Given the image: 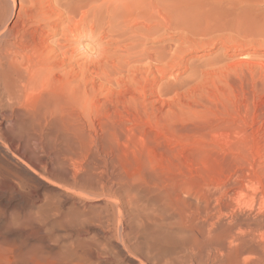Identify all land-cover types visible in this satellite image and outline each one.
I'll use <instances>...</instances> for the list:
<instances>
[{
    "label": "rangeland",
    "instance_id": "rangeland-1",
    "mask_svg": "<svg viewBox=\"0 0 264 264\" xmlns=\"http://www.w3.org/2000/svg\"><path fill=\"white\" fill-rule=\"evenodd\" d=\"M252 2L254 4L253 0H139V23H141L139 24V37L142 38V43L139 41V48L134 49H138V53L134 50L132 52L134 55L139 56L135 57L137 58V61L139 59V62L136 63L135 61V63H131L129 65L131 69L130 73H126L127 75L124 76H117L116 74H114L113 70L110 68V66H108V64H100L103 70L106 71L108 69L109 71H104V73H112L113 75H111L114 77V80L116 79V82H118L119 85L115 82V84L112 83L113 85L111 84V86L108 85L106 87L105 85V88L99 89V82L94 83L96 84L95 86L93 85L94 88H97H93L94 90L89 89V91L91 90V93L93 91L94 92L92 93V95L90 94L91 96L89 95L90 102L87 103L88 105L86 104V109H84L85 106H83L84 111L82 107L77 109L78 106H74L75 108L73 107L75 110L74 114V110H72L73 108L71 109L73 111L72 113H70L71 110L68 111V109H70L71 107H67V114L65 112L66 108L64 109L65 111L61 110L62 112L64 111V114L62 113L61 115L62 117L63 115H65V118L67 116L70 117L71 115L73 116L77 114L72 117H76V124L79 120L77 125H73L75 127H78H76L77 130L73 126H65L67 127L65 129L64 125H62L64 122V118H61L63 120H61L62 123L60 122V119H58L59 117H61L60 114H58L59 112L57 113L55 112L56 109L48 107L49 104L43 103V105L41 103V100L44 99L42 96H47V94L49 93H45L43 95L39 93L40 99L37 94L35 95L38 99L33 95V97L35 98V103L34 101H32L34 99H31L33 97L29 96L30 99L28 97L27 99L25 98L24 101L22 100L23 102L21 101L20 103L14 105V108L13 106H11L9 110L13 108L12 111H9L6 105H2L0 107L2 108L3 106H6L5 108H2V113L4 112L5 114H8L4 116L5 118L9 116L10 112H12V115L10 114L12 118L11 116L7 117L5 121L6 124H3L1 122L2 124L0 123V129L2 128L3 131L5 129H8L9 124L13 121V123L10 124L9 127V129H12H8V132L10 131V133L12 134L15 133V135H11L10 133L8 134L7 130H5V133H7L6 136L2 129L0 130V147H5L4 149L7 152L10 151V156H7L9 155V152L7 153L4 149L0 152V175L4 173V175H6V173H10L12 170L15 173L17 172L16 174H18L19 176L24 175L25 173L26 174L24 176H26L27 174L29 175L30 172L31 175H29V177L28 175L26 176V178H24V176H21L22 188L25 186L24 188L27 192H30L31 190L41 198L43 195L47 193L49 194H47L49 197L46 195L43 196L44 199H40V202L38 201L37 204H45V208H48V206L51 207L52 205V203L50 205V202H55L57 204L60 200V205L58 206L62 208V205L64 208V210L62 209V216H65V219L69 218V221L71 219L70 214L72 213L75 217H78V214L72 211L75 210V208L73 207V203L75 201L76 206L81 203L79 205L80 207L77 206L80 208L78 209L80 210L79 212L82 213L81 215H79V217L83 216L84 212L83 217L86 220L82 223L85 227L82 226L81 220H73V217L71 219V223H68V219L64 220L63 222H61L62 220H59V225H55V223L52 221L53 219H50V217L46 219H49V222L46 221V224L48 225H46L45 231L47 232V229H50L51 227L52 232H50L49 230L48 233H50L51 236L53 235L51 237L50 234L47 233L50 236L48 237L45 232L47 236L45 240L46 242L43 243V249L45 250L46 247L47 250H45L44 252L46 253V255L48 254L49 257L48 258L46 256V264L55 263L54 261L51 262L52 260H50L53 258H51L52 253H56V250H58L59 248L61 250L59 249L58 253H64V249H68L74 246V242L75 246L72 248L76 247V250L77 248H79V250L76 251L75 249L71 248L70 251L75 250V253H83L84 251L80 250L86 249L93 251L91 253H93L94 255L99 254V252H101L100 254L102 257V254L106 255L104 256V258H102L100 254L97 255L98 257H100L99 261L97 256L92 257L93 255L91 254V257H89L87 261H84L86 264H175V262L178 264L182 258L183 261L185 260L184 264H191L192 262V264H199V261L193 258L196 257V259L198 258L199 260L200 256L201 264H258L257 262L255 263V259L253 257L247 258L246 254H239V251H237V249L235 250L236 246L234 247V245H231L229 240H226L224 234L216 239H213V243L211 241L210 249L207 248L206 244H199L203 242L201 239L199 242V239L197 238V236L199 237V231H197L198 223L196 225V221H189L191 219L188 217V211L185 212L186 210H188V208L186 207H189V204H192V201H194L193 204L197 201L196 198L206 199L207 197H210L209 199L213 203H215L218 200H224L226 198V193H234L235 195L237 194V191L239 192V190L241 191V189L244 190V193L246 192V194L248 195L252 192V187H255L256 184L258 185L257 187H259L261 191H263L264 195V35L262 34L263 36H258L259 34L253 31L254 28L252 30V20L254 19V12L252 15V9L254 7L251 9ZM261 7L262 9H264V5H261ZM19 9L20 5L18 2L14 6L13 15L9 20L11 24L15 21ZM259 9L262 10L261 8ZM260 15H262V13ZM145 24L147 26L151 25V30L144 31L142 28H144L143 25ZM108 29L109 27L107 25L103 27L98 25V28L96 29L97 37L94 36L97 39H95L94 37L90 39L85 38L82 41L83 44L80 45L82 46L81 52H83V50H85L88 45L89 49L87 47V50H91V52L89 51V53L87 52V50H85L86 52H84L88 53L87 56H94L95 58L100 57L99 53L101 51L105 52L103 48L110 47L108 45V40H110L111 38H103V33ZM94 39L96 41H93ZM164 46L167 48H164ZM110 48L111 52H116L114 47ZM96 53L98 55H96ZM79 55L80 57L78 55L77 56L81 58V54ZM82 60H80L79 63H82L84 61ZM100 67L98 66V72L101 71ZM135 75H138V77ZM61 94L62 93L58 94L59 97ZM48 96L58 97L57 94H49ZM27 100H31V102H33V104L31 102L29 103V107L26 105L28 104L27 102H29ZM39 102L42 105H40ZM36 103H38L40 106ZM31 104L32 107L34 106L36 111L33 110L34 108L31 107ZM17 105L19 107L16 108ZM40 107L42 109L44 108L42 112L45 111L43 115L42 112L40 114L42 116H40V124L41 121L44 120L42 118L46 117L44 120L45 122L48 121V123H45V125L48 124L46 125V127H41L42 125H44L43 122L42 125H38L39 123L37 122L38 126H36V124H32V119H34L33 116L39 111V109H41ZM28 108H30L29 110L32 109L33 111H35H32L33 113L31 112L32 114H34L33 116L31 115ZM47 108L51 114L48 113ZM13 110L16 114L13 113ZM26 110L28 111V113ZM21 112H23V114L24 112H26L27 114L25 113L24 116L21 114ZM47 113L49 114L50 118H48ZM44 114H46V116H44ZM57 114L58 116H56ZM86 115L88 117H86ZM26 118L28 119L26 120ZM8 119L10 120V122ZM50 119L53 121H49ZM56 120L59 123H57ZM21 121L24 122L18 124ZM25 122L26 124L28 123V125L25 126ZM14 123L16 128L14 127ZM29 125L32 127H30ZM108 125L109 127H107ZM39 126L41 127V129H39ZM32 128H34V130L36 129L33 133L34 135L30 131ZM52 128L54 131L50 130ZM68 128L70 130L75 129L76 132L70 134L68 133L70 132ZM11 130H13L14 132ZM40 130H43L45 132ZM63 130L64 132H62ZM66 130L67 132H65ZM79 130L80 133L78 132ZM20 131H24V137L26 136L25 132L29 131L28 136H30L31 133V137L37 138L36 140H42L43 142H47V140L49 139L46 138L47 136H53L55 140L59 142L62 134L66 133L65 135H71V137L73 138L76 135V138L78 137V139L81 140L80 142H82V140H85V143L82 144V146H84L83 148L85 149V154L87 152L89 153H87L88 156H84V159L82 158L84 161L81 159L80 169L84 167V165H90L91 168L85 166L84 168H82V170L78 171L79 173L76 174L74 171L72 172V170L70 171L69 169H67L66 166L65 168L61 167L62 165L60 163L62 162V159L59 158V144H57L56 150L54 149L59 154L53 155L56 153L53 150H51L53 152L49 154L50 152L47 153L49 149H46L47 151H41V149L39 148L36 149L33 143L35 142V140H32L33 138H29L28 136L27 144H31L30 147L32 148L31 150H33V152L29 150L30 147L27 148L28 146H25L27 148V151H25L26 148L23 147L24 145H26V138L21 137L22 133ZM48 131H50V133H47ZM57 132L59 134H57ZM1 133L3 136L1 135ZM4 135L7 138H5ZM18 135L20 136V139L23 138L25 140H20ZM11 136H14L13 138L17 136V139H15L18 140V142L20 141L23 145L20 146L21 150L19 154H21V156H18L19 154L17 155V153H14L13 150L12 152L8 147H6V143H8V141H10L9 139L12 138ZM81 136L83 137L82 139ZM5 139L8 141H6ZM78 139L75 140L79 141ZM1 141L3 143H1ZM89 141L91 144L89 143ZM85 147L88 148L87 151ZM22 150L24 151L23 153ZM32 153L35 154L36 158L32 155ZM27 154H29L30 156L32 155L34 159L29 158V155ZM38 154L42 156L40 157L41 159H39ZM50 155H53V157L49 159ZM25 157H28L30 160L28 158V160H25ZM35 159L37 160L34 161L35 163H33V160ZM51 159H54V162ZM21 160L23 161V163ZM39 160H42L43 162L39 163ZM55 160H58L59 163ZM17 161H20L22 165H20L21 163H18ZM98 161L99 163L101 161L100 165L99 163H97ZM4 162L7 163L5 164ZM10 162L12 163L10 164ZM16 162L18 164H16ZM26 162H29L30 164ZM36 162H38V164ZM32 163L33 165H35L33 166ZM83 163L84 165H81ZM8 164H10V167ZM23 164H25L26 167ZM36 164L37 166L39 165V167H36ZM50 164H54V166L52 165L54 170L55 167H57L56 165L59 164V168H64L63 170H68L69 172H62V170L57 167L55 170L57 172L54 174L55 171H53V168ZM15 165L20 166L17 167ZM27 165L29 167H32L29 168ZM6 166L7 168H5ZM23 166L24 169L22 168ZM4 168L6 171H4ZM38 168H41V170ZM42 168H45L43 169L45 173L41 172ZM85 168H87L88 171H85ZM9 169L12 170L10 171ZM21 169L25 172H22ZM46 169L48 170V172ZM34 170H36L35 174H33ZM90 170H92L93 173L90 172ZM13 171L12 173H14ZM89 172L90 174H92L90 175ZM44 174L46 176L43 177ZM61 174L64 178L60 176ZM63 174L68 175L64 176ZM39 175H41L43 178ZM81 175H83L82 177L90 176V179H92V181L94 180L92 184L91 181L87 182V189H89L90 191L95 189L96 191L95 193L94 191H92V194V192L88 190L87 192L90 195L89 197L80 196V198L82 197L81 199L83 201L73 192H69L68 187H66L68 190H65L64 187H62V185L69 186L67 184L72 183H66V181H64L65 179L67 181H72L74 177L81 178ZM55 176L58 179L63 178L64 180L61 179V181L58 180V182H56L57 179ZM66 176L67 178L71 177L72 179H67L65 178ZM46 177L47 180L45 181L44 179H46ZM97 177L99 178V180H97ZM27 178L28 180L26 181H30L29 185L25 181V179ZM34 178L35 180H31ZM48 180H50V182L53 180L52 182H54L55 185H52V182L50 183ZM31 181H33L34 183L36 182V184H39L40 187L37 189L36 187L38 186H36V184L32 183ZM24 182H26V184ZM60 182H64L65 185L61 184ZM96 182H98L99 185ZM31 184H34L35 187ZM56 184L60 185L56 186ZM90 185H94L92 186L93 189L92 187H90ZM60 186V189H63L67 192L63 191V193L62 190L60 191ZM99 186L100 188L104 187V190L100 189ZM109 187L111 190L109 189ZM96 188H98V191H103H100L101 193L97 192ZM43 191L44 193H42ZM103 192L105 193V195ZM160 192H165V194H162ZM61 193L62 198L59 196L61 195ZM34 194L31 193V196H28L29 199L26 198V201H28L27 204H30L29 208L32 210H30L29 208L27 210L28 205L26 204V207L25 205L18 208L16 207V211V208H14V206H11L9 207L10 209L6 210L7 213L10 214L13 209V213H17L15 215L11 212V217L6 213V217H8L9 219L6 218L7 220H4V218V224H8L9 222L11 223L13 219H18L20 215L22 216L25 213H29V211L35 212L36 209L34 208L35 206L33 204L35 203L36 205L37 200L35 199L36 194ZM50 194L51 196H53L51 197ZM159 194L165 196L163 197L164 199L169 196L165 200H169L171 198L168 203L172 202L173 204H168L167 201H165L166 203H164L167 206L165 204L163 205V198L159 196ZM64 195H66V197H64ZM92 195L95 198L92 197ZM155 195H158L159 198L161 197L162 199H157V196L155 200ZM219 195L221 196V198ZM56 196H59L60 199ZM30 197L31 199L33 197V199H35L36 201L34 202V200H31ZM74 197L78 198L76 199ZM111 197H113L114 199ZM51 198H53V201ZM117 198L122 200L118 201ZM47 199H51L50 202ZM43 200L48 202L44 203ZM157 200H161L162 202H156ZM189 201L190 203L187 206L186 204ZM31 202L33 203L31 204ZM69 202L73 206L69 207ZM159 202L164 206H162L163 208L159 206ZM88 203L89 206H87ZM184 204L186 206H183ZM168 205L169 207L173 205L172 209H174H165V207H168ZM113 206L115 207V209ZM50 207L47 209V212ZM84 207L85 209L88 207L86 211ZM137 207H139L140 210ZM136 208L138 209V211ZM18 209L20 212L23 210V212L19 213ZM65 209L67 210L65 211ZM68 209L71 210V213L69 214ZM116 209H118L119 211ZM87 211H90L88 212L90 214L89 216ZM117 211L120 212V214ZM125 211H127V213ZM134 211L140 212L134 213ZM179 211H183L184 213L181 214L179 213ZM124 212L127 217L122 216L124 215ZM65 213H67L68 215H65ZM116 213H118L119 215ZM18 214H20L19 217ZM133 214L136 215L132 216ZM13 215L17 218H15ZM177 216H179L182 221L179 217L178 220ZM132 217L135 218L133 219ZM119 218L121 220L117 221V219ZM124 218L127 220H125ZM141 218L142 220H140ZM84 219H82V221H84ZM72 220L74 221V223L72 222ZM123 220H125L124 222L126 223V225L128 224L127 226L124 225L125 223L123 222ZM76 221H79L80 223H77ZM118 222L121 223L120 229ZM49 223L54 224V226H52V224L50 225ZM62 223L68 225L69 230L66 229L67 226L65 224L62 227L63 229L59 227L60 225H63ZM122 225H124V227ZM71 226H75L76 228L74 227L73 230ZM14 227L15 226L12 225L10 228L12 229ZM52 227H55V230ZM58 227L61 228V230ZM69 227H71V229ZM77 230L80 231L78 232ZM11 231H13V229ZM55 231L57 232V234ZM61 231L63 232V234L61 233ZM74 231L77 232H75L76 235L71 234L72 232L74 233ZM124 231H126V233ZM13 232H15V230ZM53 232H55L56 235ZM64 233L67 234V236ZM193 233L195 234L193 235ZM70 234L71 236L69 237L68 235ZM121 234H123V236ZM57 235L61 238H58ZM55 236L56 239L61 241L58 242L55 239ZM63 236L65 237V239L62 238ZM83 237H86V242L83 241L85 244H83L81 240V238L84 239ZM123 237L126 238L124 239V242L122 239ZM187 237L191 238L186 239ZM54 240L57 243L52 242ZM64 240L66 241V244L69 240L68 245L65 244ZM80 241L82 246L80 244ZM193 241L196 243H194ZM185 242L187 244H185ZM88 243L92 244V246ZM54 244L56 245L55 247ZM86 244H88L89 246H87ZM79 245L81 247H78ZM83 245H86V248L84 247L85 249L83 248ZM188 245H190V247ZM47 246L50 248L52 247V249H49ZM96 246H99L100 248H96ZM232 246L234 248H232ZM56 247L58 249H56ZM106 247L108 250L106 249ZM32 248L33 249H31V252L37 251L38 253L39 250H36L34 247ZM200 248L203 252H199ZM121 249L122 251H120ZM232 249L235 251H233ZM103 250H106V252L104 251L106 254L103 253ZM47 251L49 253L51 252L50 255ZM68 251L69 250H66L65 252ZM107 251L109 254L107 253ZM236 252L238 253V255L236 254ZM127 253L130 254L128 255ZM174 253L176 257L174 256ZM196 253H198L197 256ZM199 253H202L203 256ZM171 254L173 257H171ZM192 255H194L195 257ZM186 256L187 258H184ZM244 257L247 259H245ZM54 259L55 258H53V260ZM94 259L96 260V263L94 262ZM101 259H103V261L105 262H102ZM107 259L109 262L107 261ZM176 259L179 260L176 261ZM171 260L172 262H170ZM77 261V264H84L82 259L80 263L78 258ZM88 261H91L92 263ZM183 261H181L180 264H183Z\"/></svg>",
    "mask_w": 264,
    "mask_h": 264
},
{
    "label": "bare ground",
    "instance_id": "bare-ground-1",
    "mask_svg": "<svg viewBox=\"0 0 264 264\" xmlns=\"http://www.w3.org/2000/svg\"><path fill=\"white\" fill-rule=\"evenodd\" d=\"M254 1V4L252 2V6H251V9H252V15H253V12H254V19L252 20V30L254 28V32L259 34L258 36L260 35H264V9H262L261 5H264V0H253ZM19 2V5H20V9L17 13V16H16V19L15 21L11 24L9 22V20L11 19V16L13 15V9H14V6ZM259 8H261L262 10H260ZM262 15H260L261 13ZM139 0H0V107L2 105H6L8 110L11 106H13V108L15 107L14 105H16L17 103H20L22 100L24 101L25 98L27 99V97L29 98V96H32L34 95L35 98L37 94L38 97L40 94H57L58 97H51V96H48L49 94L44 95L42 96L44 99L41 100V103H47V104H51L50 106L48 105V107H51L53 109H56L55 112H59L58 114H60L61 117H59L58 119H60V122L62 123V119L64 118V122L62 125L67 126V127H72L73 125H77L78 124V121H77V124L75 123V118H72L74 117L75 115H69L70 117H64L65 115H63L62 117V113L64 114V111L66 112V114L68 113V111H70L74 106H78V108H81L82 109L84 108L83 106H85L84 109H86L87 107V103L90 102V96L92 95V92L91 93V90L94 88V86L96 84L94 83H97L99 82L100 86L98 85V88L99 89H103L105 88V85L106 87L108 85L111 86V84H115L116 82V79L114 80V77L109 74V73H104L105 70H103L102 66L100 65L101 63L102 64H108V66H110V68L113 70L114 74H116L117 76L118 75H121V76H124V75H127L126 73H130L131 69H130V64L131 63H136L139 62V59L137 61V57L136 55H134L132 52L134 49L136 48H139V41L142 43V38L139 37ZM144 24V23H143ZM98 25L99 26H108L109 29L106 30L104 33H103V38H111L110 40H108V45L110 47H114L116 52H111V48L110 47H105L103 48L104 51H101L99 53L100 57H97L94 58L91 57V56H87L88 53H85L87 50V47L85 50H83V52H81V47L80 45H82V41L85 39V38H93L94 36L97 37L96 35V29L98 28ZM144 28H142L144 31H149L151 30V25L147 26L146 24L143 25ZM154 26H157V25H154ZM105 30V29H104ZM142 30V31H143ZM262 35V36H263ZM96 37H94L95 39H97ZM93 40V41H96V40ZM260 40V39H259ZM260 42V41H259ZM89 44V43H88ZM80 46V47H79ZM91 47V46H90ZM169 47V46H168ZM94 48V47H93ZM164 48H167L164 46ZM89 49V47H88ZM141 49V48H140ZM167 50V49H166ZM85 51V52H84ZM91 52V50H87V52ZM108 51V52H106ZM134 51H139L138 49L137 50H134ZM164 51V49H163ZM81 52V53H80ZM89 52V53H90ZM95 52V51H94ZM138 53V52H137ZM136 53V54H137ZM169 53V52H168ZM81 54V58L80 55ZM158 54V53H157ZM79 57H78V56ZM94 55V54H93ZM96 55H98L96 53ZM152 56V55H150ZM162 56V55H160ZM78 57V58H77ZM139 57V56H138ZM157 57V56H156ZM93 58V59H92ZM142 58V57H141ZM84 61H83V60ZM150 59H153V58H150ZM82 60L83 62L82 63H79V61ZM104 61V63H103ZM151 61H154V60H151ZM98 66L100 67V70L98 68ZM98 69V70H97ZM106 69V67H105ZM103 70V71H102ZM97 71V72H96ZM108 69L105 71L107 72ZM102 72V74H101ZM109 72V71H108ZM104 73V75H103ZM106 74V75H105ZM132 74V73H131ZM112 76V77H111ZM121 76H120V80H121ZM138 77V75H135ZM176 76V75H175ZM113 80H112V79ZM119 78V77H118ZM125 78V77H124ZM112 84V85H113ZM116 84L119 85L118 82H116ZM94 85V86H93ZM93 86V87H92ZM113 87V86H112ZM97 87H95L94 89H96ZM89 89H91L89 91ZM93 89V90H94ZM96 91V90H95ZM40 93V94H39ZM60 97L58 94H60ZM91 94V95H90ZM90 95V96H89ZM31 98V99H34L32 101H34L35 103V98ZM30 99V98H29ZM38 99V98H37ZM40 99V97H39ZM22 101V102H23ZM29 101V100H27ZM31 102V100L29 102H27L28 104H26L27 106L29 105V103ZM37 102V101H36ZM33 104V102H31ZM40 102L39 104L42 105ZM23 104V103H22ZM32 104H31V107H32ZM37 105H39L38 103H36ZM46 104V106H47ZM87 104V105H86ZM20 105V104H18ZM16 106L19 107V106ZM36 105V106H37ZM39 105V106H40ZM44 105V104H43ZM6 106H3L4 108ZM9 106V107H8ZM35 106V107H36ZM2 107V108H3ZM22 107V106H21ZM25 107V106H23ZM29 107V106H28ZM38 107V106H37ZM42 107V106H41ZM40 107V108H41ZM67 107L70 108L68 109L67 111ZM2 108H0V123L2 122L3 124L5 123L6 121V118L7 117H10L12 114V112L9 113V116H7L6 118L4 116L8 115V114H4L2 113ZM6 108V110H7ZM12 108V109H13ZM15 108V109H16ZM34 108V106L32 107ZM66 108V109H65ZM75 108V107H74ZM74 108L72 110H74ZM12 109H10L9 111H12ZM14 109V110H15ZM25 109V108H24ZM30 108H28L29 110ZM44 109V108H43ZM43 109H39V111L37 113L32 114L33 112H35V108L33 110H29L31 115L33 116L34 119H32V124H36V126L38 125H42L44 123V125H42L41 127H46V124L45 123L48 121H44L45 118L43 117L41 121V124H40V120H41V112L43 111ZM60 109V110H59ZM65 109V110H64ZM81 109V110H82ZM83 109V111H84ZM4 110V111H6ZM13 110V113L15 112ZM38 110V109H37ZM59 110V111H57ZM61 110H64L63 112ZM71 110L70 113H72L73 111ZM27 111V110H26ZM47 111L48 113H50V111L48 110L47 108ZM46 111V112H47ZM18 112V111H17ZM45 112V111H44ZM42 112V115L43 113ZM61 112V113H60ZM19 113V112H18ZM26 112H24L25 114ZM28 113V111H27ZM26 113V114H27ZM47 113V116L48 118H50L49 114ZM75 113V110L73 112V114ZM79 113V112H77ZM84 113V112H83ZM11 114V115H10ZM16 114V113H14ZM22 115L23 112H21ZM20 114V115H21ZM51 114V113H50ZM58 114L56 116H58ZM25 116V115H24ZM30 116V114H29ZM41 116V117H40ZM44 116H46V114H44ZM52 116V115H51ZM84 116V115H82ZM23 117V116H21ZM40 117V118H39ZM80 117V116H79ZM86 117H88L86 115ZM92 117V116H91ZM12 118V116H11ZM30 118V117H28ZM26 118V120L28 119ZM52 118V117H51ZM62 118V119H61ZM14 119V118H13ZM24 119V118H22ZM57 119V120H58ZM66 119V120H65ZM79 119V118H78ZM9 120V119H8ZM25 120V121H26ZM30 120V119H29ZM47 120V119H46ZM56 120V121H57ZM62 120V121H61ZM94 120V119H93ZM12 121V120H11ZM36 121V123H35ZM49 121H53V120H49ZM10 122V120H9ZM24 122V121H23ZM22 121L19 122L18 124H21L23 123ZM37 122L39 123L37 125ZM43 122V123H42ZM1 123V124H2ZM13 123V121H12ZM10 123V124H12ZM17 123V122H16ZM50 123V122H49ZM57 123H59L57 121ZM0 124V125H1ZM6 124V123H5ZM9 124V123H7ZM10 124H9V127H10ZM30 124H31V121H30ZM91 124V123H90ZM89 124V125H90ZM25 126L28 125V123L24 124ZM6 126V125H5ZM20 126V125H19ZM23 126V125H21ZM24 126V127H25ZM30 126V125H29ZM35 126V125H33ZM61 126V124H60ZM83 126V125H82ZM1 127V126H0ZM8 127V129H9ZM14 127H15V123H14ZM13 127V128H14ZM18 127V125H17ZM32 127V126H30ZM28 127V128H30ZM40 127V126H39ZM38 127V128H39ZM41 127L39 129H41ZM53 127V126H52ZM58 127V125H57ZM62 127V128H64ZM65 127V129L67 128ZM75 129L76 127L73 126ZM92 127V126H91ZM109 127V125L107 126ZM7 128V127H5ZM4 128V129H5ZM16 128V127H15ZM49 128V127H48ZM78 128V127H77ZM105 128V127H103ZM2 129V128H1ZM0 129V130H1ZM8 129H5L7 130L8 132ZM12 129V128H10ZM9 129V130H10ZM27 129V128H26ZM33 129V131H32ZM30 131L31 133L33 134L34 131V128H32ZM45 129V128H44ZM58 129V128H57ZM61 129V127H60ZM64 129V130H65ZM69 129V128H68ZM67 129V130H68ZM74 130H70V134H73L74 132H76ZM80 129V128H79ZM5 130L2 131L5 133ZM14 130V129H13ZM11 130V131H13ZM23 130V129H21ZM49 130V129H48ZM50 130H53L50 129ZM59 130V129H58ZM64 130L62 132H64ZM67 130L65 132H67ZM77 130V129H76ZM16 131V130H15ZM40 131H43V130H40ZM47 131V130H46ZM54 131V130H53ZM57 131V130H56ZM73 131V132H72ZM106 131V130H105ZM14 132V131H13ZM22 133V136L21 137H24L23 136V132L20 131ZM29 132V131H28ZM27 131L25 132L26 133V136L24 138H26V145H24L23 148H29L31 146V144H27V136H28V133ZM45 132V131H43ZM59 132V131H58ZM57 132V134H59ZM72 132V133H71ZM80 133V130L78 131ZM104 132V131H103ZM110 132V131H109ZM10 133V131L8 132V134ZM31 133H30V136H28L29 138L31 137ZM47 133H50V131H48ZM52 133V132H51ZM61 133V132H60ZM106 133V132H105ZM6 136H7V133H5ZM11 135H15L10 133ZM39 134V133H38ZM56 134V133H55ZM66 134V133H65ZM65 134H62V136L60 137L61 139L59 140V142H57V140H55V138L53 136V138L51 137H46L48 140L47 142H43L42 140H36L37 138H34V137H31L33 138L32 140H35L34 143V147L37 149H41L42 150H46V149H49L47 151V153L51 154L53 151L56 150L57 148V144L58 145V149L60 150V155H59V158H61L62 162L60 163L61 167H64L65 166L67 167V169H69L70 171L72 170V172L74 171L76 174L79 173L78 171L82 170V168H84L85 166L86 167H90L87 166V165H84L81 164V165H84V167H82L80 169V161L81 159L85 158L87 153L85 154V149L83 148L84 146H82V144L85 143V140H82V142H80L81 140L78 139V137L76 138V135H75V139H78L79 141L75 140L73 137H71V135H65ZM87 134V133H86ZM2 135V133H1ZM17 135V133H16ZM34 135V134H33ZM37 135V133H36ZM49 135V134H48ZM54 135V133H53ZM94 135V134H93ZM3 136V135H2ZM5 136V135H4ZM5 136V138H7ZM10 136V135H9ZM74 136V135H72ZM79 136V135H77ZM12 137V136H11ZM14 137V136H13ZM10 138L6 141H8L7 146L11 151L13 150L14 153H17V155L19 154L20 152V146H23L21 144V142L18 140H16L17 136L15 138ZM19 139H20V136L18 135ZM36 137V136H35ZM57 137V136H56ZM85 137V136H84ZM92 137V136H91ZM41 138V136H40ZM83 137L81 136V139ZM1 139V138H0ZM23 138H21L20 140H22ZM45 139V137H44ZM57 139V138H56ZM89 139V138H88ZM4 140V139H3ZM25 140V139H23ZM87 141V140H86ZM109 142V141H108ZM1 143H3L1 141ZM90 143V141H89ZM91 144V143H90ZM4 145V144H3ZM88 145V144H87ZM85 145V146H87ZM97 145V144H96ZM26 146V147H25ZM91 147V146H90ZM97 147V146H96ZM0 152L1 150H3L4 148L3 147H0ZM22 148V149H23ZM27 148L25 151H27ZM86 148V151L88 150L87 147ZM32 148L30 147L29 150H31ZM55 149V150H54ZM83 149H84V152H83ZM5 150V149H4ZM53 150V151H51ZM6 151V150H5ZM12 151V152H13ZM33 152V150H31ZM7 152V151H6ZM5 152V153H6ZM9 152V155L7 156H10V151ZM7 152V153H8ZM24 151L22 150V153ZM56 152V151H55ZM4 153V151H3ZM28 153V152H27ZM31 153V152H30ZM40 153V151H39ZM44 153V152H43ZM58 152H56L55 154L53 155H57L59 154ZM25 154V153H24ZM89 154V153H88ZM94 154V153H93ZM92 154V155H93ZM2 155V154H1ZM16 155V156H17ZM29 155V154H27ZM33 156H35V154L32 153ZM31 155V156H32ZM39 155V159H41L40 157V154ZM47 155V154H46ZM53 155L49 157V159L51 157H53ZM4 156V155H3ZM13 156V154H12ZM18 156H21V154H19ZM23 156V155H22ZM29 155V158H33V156L31 157ZM45 156V155H43ZM85 156V157H84ZM88 156V155H87ZM90 156H91V152H90ZM38 157V156H37ZM48 157V156H47ZM93 157V156H92ZM19 158V157H17ZM22 158V157H21ZM28 157H25V160L27 159ZM28 158V159H29ZM36 158V156H35ZM45 158V157H44ZM95 158V157H94ZM1 159V158H0ZM15 159V158H14ZM13 159V160H14ZM23 159V158H22ZM27 159V160H28ZM34 159V158H33ZM38 159V158H37ZM37 159L33 160V163H35L34 161H36ZM56 159V158H54ZM54 159H51L53 160L54 162ZM82 159V160H83ZM90 159V157H89ZM19 160V159H17ZM24 160V161H25ZM30 160V159H29ZM47 160V159H46ZM45 160V161H46ZM88 160V158H87ZM3 161V160H2ZM6 161V160H5ZM22 161V160H21ZM32 161V160H31ZM55 161H58V160H55ZM84 161V160H83ZM15 162V161H13ZM18 162V161H17ZM16 162V164H18ZM39 163L40 162H43L42 160L38 161ZM38 162H36L38 164ZM49 162V161H48ZM51 162V161H50ZM5 163V162H4ZM3 163V165H4ZM7 163V162H6ZM5 163V164H6ZM12 162H10L11 164ZM21 163V162H20ZM23 163V161H22ZM22 163L20 165H22ZM28 164H30L29 162H26ZM32 163V165H33ZM47 163V162H46ZM52 163V162H51ZM59 163V161H58ZM99 163V161L97 162ZM106 163V162H105ZM10 164L9 167H10ZM36 164V167H39V165L37 166ZM41 164H45V163H41ZM101 164V161L99 163V165ZM7 165V166H8ZM19 165V166H20ZM25 166V164H23ZM35 165V164H34ZM33 165V166H34ZM51 167L52 165L54 166V164H50ZM59 164H57L56 166L58 167ZM7 166L5 168H7ZM17 167H19L18 165H15ZM24 166L22 167L24 169ZM28 166V165H27ZM31 166V165H30ZM44 166V165H43ZM48 166V165H47ZM95 166V165H94ZM111 166V165H110ZM14 167V166H13ZM26 167V166H25ZM29 167V166H28ZM32 167V166H31ZM29 167V168H31ZM41 167V165H40ZM45 167V166H44ZM55 167V170L56 168ZM61 167L59 169H61ZM96 167V166H95ZM4 168V171H6ZM47 168V167H46ZM53 168V167H52ZM63 168V169H64ZM91 168V167H90ZM3 169V168H2ZM16 169V167H15ZM41 170V168H38ZM45 168H42V171L41 172H44L45 171L43 170ZM48 169V168H47ZM46 169V170H47ZM51 169V168H49ZM58 169V170H59ZM62 170L65 171L66 173H68L66 170ZM86 170L85 171H88L87 168H85ZM105 169V168H104ZM10 171L12 169H9ZM19 170V169H18ZM17 170V171H18ZM27 170V169H26ZM29 170V169H28ZM54 168H53V171H55ZM100 170V169H99ZM13 171V170H12ZM12 171L10 173H6V175L2 174L0 175V264H46V258L48 257V254L46 255V253L44 252L46 249L45 247V250L43 249V243L46 242V236L52 232L51 230V227L50 229H47L48 231L46 232L45 228H46V221L49 222V219L46 220L47 218L50 217V219L52 218L53 222L55 223V225H59L60 222L58 223L59 220H62L61 222H63L64 220H67L68 223L70 222L71 223V219L73 217V220L75 219H79L81 220V223L82 222H85L86 219H84V212H83V216H80L82 213H80L78 209H80L79 205L81 203H79V207H77L75 204V202L73 203L74 206L72 204H70L69 202V207L73 206L75 208V210H72L74 211L76 214H78V217H75L74 214H70L71 216V219L69 221V218H66L65 219V216H62V209L64 210L63 206L61 205L62 208H60V200H59V204L57 203H53V202H50V200L52 199L53 201V198H51L50 200H48L50 202V206H48V208L50 207V209L48 210L47 212V209L48 208H45V204H37V202L40 200V199H44L43 196H48L47 194L43 195L42 198L39 197V195H37L35 192H32L30 190L31 193H35L36 194V200L30 199L31 200H34V202L36 201V205L35 203L33 204L35 212L33 211H29V213H25L23 214L22 216L20 214H18V217L20 215V217L18 219H13L11 221V223L9 222L8 220V224H4L3 222V219L4 220H7L6 217V213L8 209H10L9 207L11 206H14V208H18V207H22L23 205H28V201H26V198H28V196L30 195L31 196V193L29 194L26 190H25V186L22 188V177L21 176H24V175H21L19 176L18 174H16L14 171V173H12ZM20 171V170H19ZM22 171V169H21ZM24 171V170H23ZM22 171V172H23ZM30 171H33V170H30ZM35 171L34 170V173L35 174ZM51 171V170H50ZM102 171V169H101ZM21 172V173H22ZM25 172V171H24ZM48 172V170H47ZM57 171L54 172V174L56 173ZM90 172H92V170H90ZM89 172V174H90ZM104 172V171H103ZM109 172V171H108ZM28 173V172H27ZM37 173V172H36ZM51 173V172H50ZM84 173V172H82ZM93 173V172H92ZM91 173V174H92ZM40 174V173H38ZM43 174V173H42ZM53 174V173H52ZM74 174V173H73ZM72 174V175H73ZM86 174V173H85ZM90 174V175H91ZM116 174V173H115ZM28 175V174H27ZM26 175V176H27ZM29 175L30 172H29ZM28 175V177H29ZM59 175V173H58ZM64 175V174H63ZM65 175H68V174H65ZM64 175V176H65ZM75 175V174H74ZM79 175V174H78ZM100 175V174H99ZM26 176H24V178H26ZM33 176V175H32ZM38 176V175H37ZM40 177H42L41 175H39ZM46 176L45 174L43 175V177ZM51 176V175H50ZM54 176V175H52ZM62 176V174L60 175ZM71 176V175H69ZM76 176V175H75ZM80 176V175H79ZM83 175H81V178L79 177H74L73 179L71 177H68L67 176L65 178L69 179L71 178L72 181H67L66 179L64 181L67 182H72V183H68L67 185L69 186H63L64 189L66 190L68 187L69 189V192H73L74 194H76L77 196H87L89 197L90 195L88 194V190L87 189V182L88 181H91V184L94 182V180L92 181V179H90V176H85V177H82ZM42 177V178H43ZM48 177V176H47ZM47 177L46 179H44L45 181L47 180ZM56 177V176H55ZM92 177V176H91ZM96 177V176H95ZM100 177V176H99ZM111 177V176H110ZM37 178V177H36ZM54 178V177H53ZM98 178V177H97ZM41 179V178H40ZM50 179V178H49ZM57 179V180H56ZM56 179H53V180H56V182H58V180L61 181V179H58L56 177ZM240 179V178H239ZM242 179V178H241ZM24 180V179H23ZM28 180L25 179V181ZM30 180V179H29ZM31 180H35L34 179H31ZM52 180V181H53ZM99 180V178L97 179ZM106 180V179H105ZM128 180V179H127ZM126 180V181H127ZM133 180V179H131ZM50 182V180H48ZM51 181V182H52ZM96 181V180H95ZM102 181V180H101ZM241 181V180H240ZM246 181V180H244ZM243 181V182H244ZM27 182V181H26ZM26 182H24L26 184ZM30 181L27 182V184L29 185ZM32 183H34L33 181H31ZM50 182V183H51ZM130 182V181H129ZM61 183V182H60ZM98 185L99 183L96 182ZM101 183V182H100ZM160 183V182H159ZM240 183V182H239ZM246 183V182H245ZM248 183V182H247ZM36 184V182L34 183ZM34 184H31V185H34ZM49 184V183H48ZM54 184V182H52V185ZM61 184H64L65 183H61ZM90 184V182H89ZM104 184V183H103ZM102 184V185H103ZM113 184V183H112ZM24 185V184H23ZM26 185V186H28ZM55 185V184H54ZM60 185V184H59ZM56 184V186H59ZM97 185V186H98ZM110 185V184H109ZM235 185V184H234ZM248 185V184H246ZM250 185V184H249ZM36 187L37 189L40 187V185L36 184ZM94 185H90V187H92ZM101 186V185H100ZM99 186V188H100ZM236 186V185H235ZM258 185L256 184V186L252 187V192L249 193L248 195L246 194V192L244 193V190L241 189V191L239 190V192L237 191V194L234 195V193H229L225 195L226 198L224 200H218L216 199L217 202L213 203L209 198L210 197H207L206 199H199V198H196L197 201L193 204L194 201H192L191 203L192 204H189L190 201L186 204L188 206L189 204V207H186L188 208V210H186L185 212L188 211V217L191 219L189 221H196V225L198 223V234H199V237L197 236V238L199 239V242H200V239L202 240L203 243H198L199 244H206L207 245V248L210 249V243L213 239H216L220 236H222L223 234L225 235V238L226 240H229L230 244L231 245H234L235 247V250L237 249V251H239V254H246L247 258H250V257H253L255 259V263L257 262L258 264H264V195H263V191H261V189L259 187H257ZM30 187V186H29ZM28 187V188H29ZM35 187V185H34ZM108 187V186H107ZM167 187V186H166ZM165 187V188H166ZM222 187V186H221ZM227 187V186H226ZM238 187V186H237ZM27 188V187H26ZM61 188V186L59 187V189ZM89 188V187H88ZM95 188V187H94ZM104 188V187H103ZM102 187L100 189H103ZM112 188V187H111ZM172 188V187H171ZM176 188V187H175ZM67 189V190H68ZM93 189V187H92ZM97 189V192H100V191H103V190H100L98 191V188ZM110 189V187H109ZM108 189V191H109ZM119 189V188H118ZM211 189V188H210ZM231 189V188H230ZM245 189H246V186H245ZM250 189V188H248ZM260 189V190H259ZM25 190V191H24ZM35 190V189H34ZM33 190V191H34ZM63 190V189H60V191ZM111 190V189H110ZM166 190H169V189H166ZM224 190V189H223ZM237 190V189H236ZM37 191V190H36ZM53 191V190H52ZM90 191V190H89ZM92 191H94V193L96 192L95 189H93ZM90 191V192H92ZM113 191V190H112ZM163 191V190H162ZM165 191V190H164ZM176 191V190H175ZM211 191V190H210ZM228 191V190H227ZM251 191V190H250ZM67 192V191H65ZM117 192V191H116ZM166 192V191H165ZM165 192H160L162 194H165ZM169 192V191H168ZM44 193V191L42 192ZM41 193V194H42ZM46 193V192H45ZM59 193V192H58ZM57 193V194H58ZM64 193V192H63ZM101 193V192H100ZM104 193V192H103ZM108 193V192H107ZM111 193V192H109ZM115 193V192H114ZM113 193V194H114ZM159 193V192H158ZM175 193V192H174ZM177 193V192H176ZM248 193V192H247ZM34 194V195H35ZM40 194V193H39ZM53 194V193H52ZM66 194V193H65ZM71 194V193H70ZM91 194V193H90ZM93 194V192H92ZM116 194V193H115ZM134 194V193H133ZM136 194V193H135ZM156 194V193H155ZM222 194V193H221ZM245 194V195H244ZM72 195V194H71ZM95 195V194H94ZM105 195V193H104ZM107 195V194H106ZM118 195V194H117ZM170 195V194H168ZM51 196V194H50ZM53 196V195H52ZM51 196V197H52ZM61 198H62V193L61 195H59ZM57 197L60 199V197ZM75 196V195H74ZM96 196V195H95ZM121 196V195H120ZM158 196V195H157ZM156 195L154 196V199L157 197ZM162 198L165 197L163 195H160ZM159 196L157 197V199L159 198ZM212 196V195H211ZM220 196V195H219ZM218 196V197H219ZM223 196V195H222ZM240 196V197H239ZM49 197V196H48ZM55 197V195H54ZM64 197H66V195H64ZM72 197V196H71ZM86 197V198H87ZM92 197H94L92 195ZM115 197V196H114ZM117 197V196H116ZM160 197V198H161ZM169 197V196H167ZM167 197L165 199H167ZM47 198V197H46ZM45 198V199H46ZM70 198V197H69ZM74 198H78V197H74ZM73 198V199H74ZM82 198V197H81ZM80 198V199H81ZM85 198V197H84ZM83 198V199H84ZM91 198V197H90ZM95 198V197H94ZM113 198V197H111ZM119 198V197H118ZM117 198V199H118ZM131 198V197H130ZM159 198V199H160ZM161 198V199H162ZM221 198V196H220ZM29 199V198H28ZM27 199V200H28ZM80 199H79V202H80ZM92 199V198H91ZM97 199V198H96ZM114 199V198H113ZM116 199V198H115ZM129 199V198H128ZM163 198V205L166 203L165 201H168L169 200H165ZM215 199V197H214ZM219 199V198H218ZM223 199V198H222ZM57 200V199H56ZM63 200V199H62ZM61 200V201H62ZM69 200V199H68ZM82 200V199H81ZM86 200V199H85ZM84 200V201H85ZM88 200V199H87ZM122 199H118V201H120ZM156 200V199H155ZM42 201V200H41ZM48 201H45L43 200V202H48ZM70 201V200H69ZM72 201V200H71ZM83 201V200H82ZM162 202L161 200H157L156 202ZM30 202V200H29ZM40 202V201H39ZM42 202V203H43ZM66 202V201H64ZM73 202V201H72ZM86 202V201H85ZM83 202V203H85ZM114 202V201H113ZM155 202V203H156ZM159 202V206H163L162 204H160ZM165 202V203H164ZM33 202H31L32 204ZM63 203V202H62ZM78 203V201H77ZM115 203V202H114ZM117 203V202H116ZM133 203V202H132ZM48 204V203H47ZM92 204V203H91ZM124 204V203H123ZM144 204V203H143ZM158 204V203H157ZM168 204H173L172 202H169ZM25 205V207H26ZM86 205V204H85ZM115 205V204H114ZM118 205V204H116ZM125 205V204H124ZM123 205V206H124ZM131 205V204H130ZM129 205V207H130ZM166 205V204H165ZM185 204L183 206H186ZM30 204L27 206V210L29 208ZM84 206V205H82ZM87 206H89V203L87 204ZM121 206V205H120ZM137 206V205H136ZM167 206V205H166ZM171 206V205H170ZM47 207V206H46ZM65 207V206H64ZM68 207V206H67ZM77 207V208H76ZM114 207V206H113ZM127 207V206H126ZM134 207V206H133ZM164 207V206H163ZM162 207V208H163ZM173 205L171 207H165L166 208H170V210L172 209ZM17 208L15 209V211L17 210ZM24 208V207H23ZM22 208V209H23ZM74 208H70V209H74ZM83 208V207H82ZM81 208V209H82ZM88 208V207H87ZM86 208V209H87ZM119 208V207H117ZM139 209V207H137ZM136 208V209H137ZM13 209V208H12ZM30 209V208H29ZM85 209V207H84ZM85 209V211H86ZM115 209V207H114ZM113 209V210H114ZM122 209V208H121ZM124 209V207H123ZM136 209H133V210H136ZM137 209V211H138ZM174 209V208H173ZM172 209V210H173ZM184 209V208H183ZM14 210V209H13ZM13 210L11 211L13 213ZM32 210V209H30ZM46 210V212H45ZM67 209H65L66 211ZM69 210V209H68ZM118 210V209H116ZM115 210V212H116ZM127 210V209H126ZM140 210V209H139ZM185 210V209H184ZM247 210V212H246ZM10 211V210H9ZM14 211V212H15ZM19 211V209H18ZM64 211V212H65ZM71 210L68 211V214L71 213L70 212ZM84 211V210H82ZM81 211V212H82ZM119 211V210H118ZM117 211V212H118ZM123 211V210H122ZM132 211V209H131ZM137 211H134L137 212ZM160 211V210H159ZM163 211V210H162ZM11 212L10 214H8L9 216L11 215ZM23 210L19 213H22ZM90 212V211H87V213ZM127 213V211H125ZM125 212L123 213L124 215L122 216H126L125 215ZM140 212V211H139ZM137 212V213H139ZM145 212V211H144ZM148 212V211H147ZM153 212V211H152ZM164 212V211H163ZM17 212L13 213L16 215ZM120 214V212H118ZM116 213V214H118ZM133 213V212H131ZM142 213V212H141ZM179 213H184L183 211ZM67 213H65L66 215ZM67 214V215H68ZM112 214V213H111ZM118 214V215H119ZM129 214V212H128ZM154 214V213H153ZM152 214V215H153ZM177 214V213H176ZM90 214L88 213V216ZM108 215V214H107ZM136 214H133L132 216H134ZM149 215V214H148ZM150 215V216H152ZM161 215V213H160ZM159 215V216H160ZM187 215V213H186ZM14 216V215H13ZM86 216V217H88ZM180 216V215H179ZM177 216V218L179 217ZM11 217V216H10ZM15 218H17L16 216H14ZM69 217V216H68ZM83 217V218H82ZM92 217V216H91ZM107 217V216H106ZM110 217V216H109ZM121 217V215H120ZM136 217V216H135ZM135 217H132L133 219ZM154 217V216H153ZM157 217V216H156ZM181 217V216H180ZM179 217V218H180ZM13 218V217H12ZM64 218V219H63ZM90 218V217H89ZM118 218V217H117ZM139 218V217H138ZM178 218V220H179ZM9 219V218H8ZM82 219H84V221H82ZM88 219V218H87ZM123 219V218H122ZM125 219V218H124ZM11 220V219H10ZM72 220V222L74 223V221ZM118 220H121L120 218L117 219ZM127 220V219H125ZM123 220V222L125 221ZM138 220V219H137ZM142 220V218L140 219ZM166 220V219H165ZM180 220L182 221V219L180 218ZM188 221V219H187ZM186 221V222H187ZM6 222V221H5ZM47 222V223H48ZM51 222V220H50ZM77 222V221H76ZM75 222V224H76ZM90 222V221H89ZM121 222V221H119ZM118 222V223H119ZM67 223V224H68ZM72 223V224H73ZM77 223H80L79 221ZM108 223V221H107ZM125 223V222H124ZM129 223V222H128ZM50 224V223H49ZM52 224V223H51ZM50 224V225H51ZM63 224V223H62ZM65 224V223H64ZM64 224L59 227H63ZM86 224V223H85ZM121 223H119V229L121 228L120 225ZM123 224V223H122ZM15 226L17 228H12L13 231L15 230V232L11 231L12 229L10 228L11 226ZM66 225V224H65ZM70 225V224H69ZM80 225V224H78ZM125 226L126 223L124 224ZM124 225H122L124 227ZM52 226H54V224H52ZM67 226V230L68 229V225ZM65 226V227H66ZM82 226L83 223H82ZM140 226V225H139ZM144 226V225H143ZM148 226V225H147ZM56 227V226H55ZM55 227H52L53 229ZM58 227V228H59ZM64 227V228H65ZM72 227V226H71ZM71 227H69L71 229ZM75 227V226H74ZM74 227L73 230H74ZM80 227V226H79ZM85 227V226H84ZM61 228H59L61 230ZM76 228V227H75ZM196 228V227H195ZM17 229V230H16ZM57 229V228H56ZM63 229V228H62ZM65 229V230H66ZM82 229V228H81ZM85 229V228H84ZM118 229V230H119ZM125 229V228H124ZM55 230V229H54ZM66 230V231H67ZM72 230V231H73ZM76 230V229H75ZM83 230V229H82ZM128 230V229H127ZM151 230V229H150ZM56 231H59V230H56ZM55 231V232H56ZM78 231V230H77ZM80 231V230H79ZM78 231V232H79ZM129 231V230H128ZM132 231V230H131ZM46 232V234H45ZM55 232H53L55 234ZM76 231H74V233L72 232L71 234H75ZM126 233V231H124ZM133 232V231H132ZM136 232V231H135ZM193 232V231H192ZM196 232V231H194ZM59 233V232H58ZM61 233L63 234V232L61 231ZM77 233V232H76ZM86 233V232H85ZM105 233V232H104ZM128 233V232H127ZM57 234V232H56ZM55 234V235H56ZM65 234V233H64ZM68 235L69 237L71 236ZM155 234V233H154ZM195 233H193L194 235ZM197 234V233H196ZM67 236V234H65ZM76 235V234H75ZM80 235V233H79ZM85 235V234H84ZM123 236V234H121ZM131 235V234H130ZM129 235V236H130ZM159 235V234H158ZM161 235V234H160ZM51 236V234H50ZM48 235V237H50ZM53 236V235H52ZM51 236V237H52ZM62 236V235H61ZM119 236V235H118ZM154 236V235H153ZM58 237V235H57ZM60 237V236H59ZM58 237V238H59ZM78 237V236H76ZM61 238V237H60ZM62 238L65 239V237L63 236ZM67 238V237H66ZM80 238V237H79ZM84 238V237H83ZM88 238V237H87ZM134 238V237H133ZM190 239L191 237H187L186 239ZM196 238V239H197ZM53 239V238H52ZM51 239V240H52ZM55 239H56V236H55ZM76 239V238H75ZM86 237L84 239L81 238L82 242H86L85 241ZM123 239V242H124V239L126 238H122ZM121 239V240H122ZM195 239V241H196ZM58 242L61 241V240H58L56 239ZM72 240V239H71ZM77 240V239H76ZM65 241V240H64ZM69 241V240H68ZM68 241H67V244H66V241H65V244L68 245ZM90 241V240H89ZM87 241V242H89ZM127 241V240H126ZM218 241V240H217ZM220 241V240H219ZM35 242V243H33ZM52 242H56L55 240L52 241ZM74 242V241H73ZM72 242V243H73ZM83 242V244H85ZM194 242V241H193ZM215 242V241H214ZM57 243V242H56ZM71 243V244H72ZM77 243V242H76ZM92 243V242H91ZM119 243V242H118ZM196 243V242H194ZM197 243V244H198ZM213 243V241H212ZM216 243V242H215ZM52 244V243H51ZM61 244V243H60ZM63 244V245H65ZM70 244V243H69ZM78 244V243H77ZM80 244H81V241H80ZM90 244V243H88ZM88 244H86L87 246H89ZM93 244V243H92ZM92 244H90L92 246ZM104 244V243H102ZM185 244H187L185 242ZM59 245V244H58ZM86 245L84 246L83 245V248L85 247L86 248ZM101 245V244H100ZM126 245V244H125ZM137 245V244H136ZM56 245L54 244V247ZM62 246V245H61ZM60 246V247H61ZM70 246V245H69ZM74 246H75V242H74ZM72 246V247H74ZM77 246V245H76ZM82 246V244H81ZM80 245L78 247H81ZM90 246V247H91ZM105 246V245H104ZM187 246V245H186ZM190 247V245H188ZM199 246V245H197ZM215 246V245H214ZM32 247H34L36 250H39L38 253L37 251H32L31 252V249H33ZM48 247V246H47ZM58 247V246H57ZM56 247V249H58ZM67 247V246H66ZM71 247V248H72ZM103 247V246H102ZM101 247V248H102ZM125 247V246H124ZM201 247V246H200ZM204 247V246H203ZM232 246V248H234ZM49 249H52V247H48ZM63 248V247H62ZM71 248H65L64 250H69L68 252H65L62 253H58V250H56V253L54 252L55 249H54V253H52L51 255V258H55L52 260L51 262H55L53 264H77L78 261H77V258L79 260V263L81 261V259L83 260V262L87 259H89V257H91V254L93 255L92 257L94 256H97L99 255L101 252H99V254H97V251H96V254L97 255H94L93 251L91 250H80V251H84L83 253H75L74 251L76 250V247L75 248H72V249H75V250H71ZM96 248H100L99 246ZM95 248V249H96ZM128 248V247H127ZM199 248V247H198ZM213 248V247H212ZM43 249V250H42ZM82 249V248H81ZM88 249V248H87ZM104 249V248H103ZM107 249V247H106ZM191 249V248H190ZM61 250V249H60ZM79 248H77L76 251H78ZM93 250V249H92ZM108 250V249H107ZM124 250V249H123ZM126 250V249H125ZM194 250V249H193ZM198 250V249H197ZM233 250V249H232ZM233 250V251H235ZM52 251V250H51ZM101 251V250H100ZM106 250H103V253H105ZM122 251V249L120 250ZM201 248L199 250V252H201ZM212 251V250H211ZM36 252V253H34ZM48 252V251H47ZM124 252V251H123ZM203 252V251H202ZM49 253V252H48ZM51 253V252H50ZM49 253V255H50ZM95 253V252H94ZM108 253V251H107ZM156 253V252H155ZM106 254V253H105ZM109 254V253H108ZM111 254V253H110ZM128 254V253H127ZM130 254V253H129ZM128 254V255H129ZM173 254V253H172ZM171 254V257H173ZM180 254V253H179ZM185 254V253H184ZM191 254V253H190ZM193 254V253H192ZM198 253H196V256H197ZM199 254H202V253H199ZM236 254L238 255V253L236 252ZM104 258V254H102ZM126 255V254H125ZM127 255V256H128ZM132 255V254H131ZM130 255V256H131ZM178 255V254H176ZM47 256V257H46ZM122 256V255H121ZM174 256H175V253H174ZM182 256V254H181ZM194 256V255H192ZM203 256V254H202ZM241 256V255H240ZM244 256V255H242ZM98 257V256H97ZM125 257V256H124ZM176 257V256H175ZM177 257H180V256H177ZM195 257V256H194ZM49 258V257H48ZM96 258V257H95ZM100 257H98V260H99ZM184 258H187L184 257ZM201 256L199 257V260L198 258L195 259L197 261H199V264H201V260H200ZM245 258V257H244ZM245 258V259H247ZM92 259V258H91ZM90 259V260H91ZM171 259V258H170ZM169 259V260H170ZM183 259V258H182ZM181 259V261H183ZM203 259V258H202ZM242 259V258H241ZM49 260V261H50ZM93 260V259H92ZM102 262H105L103 261V259H101ZM173 260V258H172ZM172 260L170 262H172ZM175 260V258H174ZM179 260V259H176V261ZM243 260V259H242ZM253 260V259H252ZM96 260L94 259V262ZM100 261V260H99ZM98 261V262H99ZM108 261V259H107ZM180 261V262H181ZM185 261V260H184ZM184 261H183V264H184ZM189 261V259H188ZM192 261V260H191ZM254 261V260H253ZM47 262H48V259H47ZM88 262H91V261H88ZM87 262V263H88ZM101 262V263H102ZM109 262V261H108ZM174 262V261H173ZM180 262L178 264H180ZM203 262V261H202ZM208 262V261H207ZM244 262V261H243ZM92 263V262H91ZM96 263V262H95ZM189 263V262H188ZM193 263V262H192ZM191 263V264H192ZM247 263V262H246ZM50 264V263H48ZM81 264V263H80ZM84 264H86L84 262ZM90 264V263H88ZM93 264V263H92ZM97 264V263H96ZM100 264V263H98ZM107 264V263H106ZM110 264V263H109ZM174 264V263H172ZM175 264H177L175 262ZM182 264V263H181ZM186 264V263H185ZM244 264V263H243ZM250 264V263H249ZM251 264H254V263H251Z\"/></svg>",
    "mask_w": 264,
    "mask_h": 264
}]
</instances>
